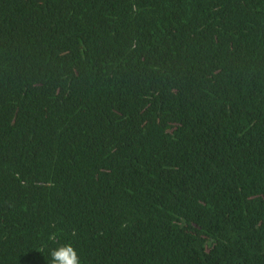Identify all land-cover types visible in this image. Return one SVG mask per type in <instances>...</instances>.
<instances>
[{
	"label": "trees",
	"instance_id": "1",
	"mask_svg": "<svg viewBox=\"0 0 264 264\" xmlns=\"http://www.w3.org/2000/svg\"><path fill=\"white\" fill-rule=\"evenodd\" d=\"M264 264V0H0V264Z\"/></svg>",
	"mask_w": 264,
	"mask_h": 264
},
{
	"label": "clouds",
	"instance_id": "2",
	"mask_svg": "<svg viewBox=\"0 0 264 264\" xmlns=\"http://www.w3.org/2000/svg\"><path fill=\"white\" fill-rule=\"evenodd\" d=\"M49 264H81L76 250L71 244H59L49 252Z\"/></svg>",
	"mask_w": 264,
	"mask_h": 264
}]
</instances>
